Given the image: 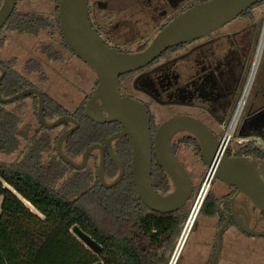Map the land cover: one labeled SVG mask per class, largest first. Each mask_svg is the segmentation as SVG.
<instances>
[{
    "label": "flooded vegetation",
    "instance_id": "flooded-vegetation-1",
    "mask_svg": "<svg viewBox=\"0 0 264 264\" xmlns=\"http://www.w3.org/2000/svg\"><path fill=\"white\" fill-rule=\"evenodd\" d=\"M206 1L208 0H88V14L92 27L107 46L119 52L132 53L144 50L174 17L194 4ZM57 3L58 0L55 4V21ZM263 4L264 2H261L251 6L236 19L210 34L172 47L147 66L120 77L121 97L138 102L148 112L152 139L164 122L176 116H188L204 123L214 135L215 141L221 145L223 133L241 94L245 73L252 63L259 42L258 36L263 25L259 9ZM96 85L95 81V87ZM30 87L43 92L45 118L47 122H53L58 117L49 119V114L54 108L46 103L47 98L60 106L61 104L50 96L48 89H42L27 78H23L21 91ZM7 89L9 91L11 86ZM94 89L85 95L84 101L73 111L65 110L64 115L72 116L78 122V126L69 123L52 130L47 129L58 130L60 136L65 131L77 127L66 139L72 138L66 150L68 155H65L78 165L82 164L83 154L89 146L93 144L105 146L111 135L122 131L121 125L116 122L99 124L90 119L94 122L92 125L85 118L86 104ZM1 91L3 95V88ZM28 98H34L38 102L36 96L26 97L23 100ZM263 115L264 101L245 113L237 134L242 135L244 126L250 121L251 130L259 132L260 135H248L247 141L237 146H229L228 155L249 158L264 181V124H260ZM39 126H42L40 122ZM90 135L98 139L107 135L108 137L106 141L101 140L87 145L81 152L79 149L81 146L84 147L83 141L85 143ZM172 149L194 185L193 194L183 208L187 210L192 201L194 203L195 192L199 190L196 188L197 178L201 175L200 165L208 169L209 167L202 156L200 141L187 131H179L174 135ZM185 149L200 161H189L187 156L182 155ZM113 150L124 168L123 178L126 175L133 178L131 140L125 137L114 141ZM218 152L223 153V149L220 150L219 147ZM105 159V179L107 181L111 177L109 173L116 172L114 180L119 174V168L112 161L107 150H105ZM99 161L100 151L95 150L89 155L83 169L73 167L71 169L80 173L84 179L92 176L95 185L101 186L98 180ZM165 175L168 177L167 174ZM168 179L172 185L168 192H171L174 186L169 177ZM216 181L220 188L217 191L209 190L200 210L204 218L214 221L216 229L213 243L208 242L212 245L210 263L217 251L219 231L224 225H226L222 233L224 241L230 234L235 237L262 238L251 237L242 228L253 232L264 231V214L256 209L250 199L236 187L218 179ZM209 212L214 213L209 215Z\"/></svg>",
    "mask_w": 264,
    "mask_h": 264
},
{
    "label": "water",
    "instance_id": "water-1",
    "mask_svg": "<svg viewBox=\"0 0 264 264\" xmlns=\"http://www.w3.org/2000/svg\"><path fill=\"white\" fill-rule=\"evenodd\" d=\"M261 2L264 0H208L194 4L174 17L144 50L126 53L110 48L96 33L89 19L88 0H58L57 18L65 44L97 77V85L86 104L87 116L99 124L116 122L122 127V131L108 138L105 146L101 144L89 146L83 154V162L80 165L63 153V143L77 127L67 130L57 140L56 150L59 158L70 167L83 169L89 155L99 150L98 180L105 189H112L124 176V168L113 150V142L128 137L131 140L132 174L138 197L153 212L175 213L186 206L194 191L190 175L172 149L174 135L179 131H187L200 141L202 156L213 179L242 191L256 209L264 214V181L249 158L229 156L228 146L223 153H219L220 143L215 141L211 131L200 120L188 116H176L164 122L152 139L150 117L146 109L138 102L120 95L122 75L147 66L172 47L210 34ZM17 4L18 0L2 1L0 32L15 12ZM5 76L6 69L0 64L1 103L10 104L26 97L36 96L38 119L46 129L52 130L69 123L78 126V122L69 115L60 116L51 123L47 122L44 94L37 88H26L11 97H3L1 89ZM105 150L119 168L118 176L110 183L105 179ZM154 156L173 183L174 188L171 192L163 194L154 188L152 180ZM225 227L226 225L219 231L217 251L210 264L217 263ZM242 229L251 237H264V231L253 232L247 228ZM73 234L91 251L100 253V245L79 226L73 228Z\"/></svg>",
    "mask_w": 264,
    "mask_h": 264
},
{
    "label": "trees",
    "instance_id": "trees-1",
    "mask_svg": "<svg viewBox=\"0 0 264 264\" xmlns=\"http://www.w3.org/2000/svg\"><path fill=\"white\" fill-rule=\"evenodd\" d=\"M54 22L60 29L58 18ZM50 24L48 17L15 10L5 28L38 34ZM22 84L23 78L6 69L3 95L13 96L21 91ZM46 103L54 108L49 114L50 120L65 114V110L50 98ZM4 105L0 102V156L14 153L19 148L18 120L13 112L5 110ZM85 118L94 125L88 116ZM40 127L43 132H50L44 126ZM71 140L68 139V144ZM101 140L90 135L79 150L83 152L87 145ZM41 141L44 143L37 141L30 150L32 163L9 166L0 161V264L170 263L187 219V210L170 214L149 210L138 197L132 176L126 175L112 189L96 185L100 192L91 193L97 198L100 212L93 215L79 201L70 200L67 194L53 192L45 183L39 166L41 153L49 147V140ZM153 163L156 165L152 175L154 188L165 194L171 189V182L156 158ZM115 174L109 173L110 178ZM88 179L93 182L92 176ZM213 213L209 212V215ZM75 226L100 245V253L91 251L73 234Z\"/></svg>",
    "mask_w": 264,
    "mask_h": 264
},
{
    "label": "rangeland",
    "instance_id": "rangeland-1",
    "mask_svg": "<svg viewBox=\"0 0 264 264\" xmlns=\"http://www.w3.org/2000/svg\"><path fill=\"white\" fill-rule=\"evenodd\" d=\"M2 1L0 0V5ZM55 4L56 0H18L16 8L18 13L35 12L50 18L51 24L38 34L22 33L8 27L4 28L0 32V63L8 71L15 72L17 76L27 78L42 89H48L50 96L61 104L62 109L73 111L81 105L85 95L94 89L97 77L86 64L66 48L60 29L57 23L54 22V18L56 17ZM259 11V14L262 15V21H264V4ZM258 37L260 38V35ZM251 68L252 65L249 66L245 73L241 93L250 76ZM250 86L244 111L236 126L234 138L230 146H237L239 144L238 140L240 137L237 133L245 113L256 108L264 101V52L259 66L254 71V79ZM240 98L241 94L238 97L235 108ZM4 108L6 111L15 114L18 120L17 129L20 135L18 136V150L11 154L1 155L0 161L9 166L26 165L25 162L32 163L29 159L30 150H32L37 141L44 143L41 140L48 139L49 147L41 153V165L39 166L41 168L40 172L44 175L45 183L53 192L67 194L70 200L79 201L93 215H99L100 209L97 198H93L91 192L100 191L94 182H89V179L84 180L80 173L60 163L61 161L56 150L59 131L53 130L46 133L41 130L37 119L38 102L34 98L22 99L21 101L6 104ZM260 124H264V115L260 120ZM248 135H260L259 132L251 130L250 121L244 126V133L241 136L248 137ZM107 137L108 135L99 139L104 140ZM68 145V140H66L62 146L63 153L66 155H68L66 153ZM182 155L187 156L189 161H200L198 157L189 154V151L186 152V149ZM153 171L156 172L155 164H153ZM208 172V168L200 165L199 173L201 175L197 178V190L202 186ZM112 181L113 178H108L107 180V182ZM219 188V183L214 179L209 190L217 191ZM197 192H195V198ZM213 193L220 194L222 192ZM27 205L36 212L30 204ZM193 205L194 203L192 201L187 209V219L183 225L182 233L191 214ZM195 220L176 264H209L210 262L208 261L210 257L208 252L211 248L208 247V242L213 243V239L216 237L214 221L204 218L200 212ZM233 237L235 241L233 245L230 244V238H227L229 245L228 251L226 252V256L233 260H225L224 250L226 243L223 238L221 251L216 264H222L220 263L222 260L226 261V264H264V237L259 239H252L247 236H241L239 238ZM175 251L171 256V260ZM239 251L241 253L238 255ZM203 260L204 263H202Z\"/></svg>",
    "mask_w": 264,
    "mask_h": 264
},
{
    "label": "built area",
    "instance_id": "built-area-1",
    "mask_svg": "<svg viewBox=\"0 0 264 264\" xmlns=\"http://www.w3.org/2000/svg\"><path fill=\"white\" fill-rule=\"evenodd\" d=\"M264 51V21H263V25H262V31H261V34H260V38H259V42H258V45L256 47V50H255V53H254V56H253V60H252V68H251V72H250V75L252 73V69L254 67L255 70L257 69V67L259 66V63H260V60H261V56H262V53ZM250 77V76H249ZM249 79V78H248ZM248 82V80H247ZM247 84V83H246ZM246 89H247V86L245 85V88L243 89V92L241 93V98L236 106V108L234 109V112L231 116V118L229 119V122H228V126H227V129L222 137V140H221V145H220V150L221 149H225L227 146L229 147L230 146V143L232 142L233 138H234V133H235V130H236V126L240 120V117L244 111V106H245V101L247 100L248 98V93H246ZM248 138L246 137H240V139L238 140V143H243L245 141H247ZM212 182H213V176L209 170L202 186L199 188L198 192H197V195H196V198H195V201H194V205H193V208H192V211H191V214L189 216V219L185 225V228H184V231L187 227V225L189 224L190 220H191V217L192 215L194 214L195 212V215L196 217L198 216L202 206H203V203L209 193V189L212 185ZM183 231V233H184ZM180 243V241H179ZM178 243V245H179ZM177 249H178V246H177ZM181 252V251H180Z\"/></svg>",
    "mask_w": 264,
    "mask_h": 264
},
{
    "label": "bare ground",
    "instance_id": "bare-ground-1",
    "mask_svg": "<svg viewBox=\"0 0 264 264\" xmlns=\"http://www.w3.org/2000/svg\"><path fill=\"white\" fill-rule=\"evenodd\" d=\"M255 68H256V67H254V68L252 69V73H251V75H250V77H249V79H248V82H247V84H246V86H247L246 93L249 92L250 87H251L250 85H251L252 82H253ZM194 219H196L195 212H194V214L192 215L191 220H190L189 224L187 225V227H186L184 233H182V235H181V237H180V243H179V245H178V249H177V251H176L175 257L173 258L172 264H176V260H178V257H179V254H180V251L182 250L183 246L185 245V242L187 241V238H188V236H189V234H190V232H191V230H192V228H193Z\"/></svg>",
    "mask_w": 264,
    "mask_h": 264
},
{
    "label": "crops",
    "instance_id": "crops-1",
    "mask_svg": "<svg viewBox=\"0 0 264 264\" xmlns=\"http://www.w3.org/2000/svg\"><path fill=\"white\" fill-rule=\"evenodd\" d=\"M234 235H232V234H230V235H228L227 237H226V239H225V243H226V248H225V250H224V255H225V260H233V259H230L228 256H226V252L228 251V245H229V240H227V238H230V244L231 245H233L234 244V237H233ZM233 237V238H232ZM239 237H241V236H238V237H236V238H239ZM208 247H210L211 249H212V245L211 244H208ZM211 249L209 250V256H210V253H211ZM241 252L239 251L238 252V255L240 254ZM237 256V255H236ZM210 258V257H209ZM236 258V257H235ZM234 258V259H235ZM208 261H210L209 259H208ZM202 263H204V260H203V262ZM210 263V262H209ZM220 263H222V264H226V261H224V260H222ZM205 264V263H204Z\"/></svg>",
    "mask_w": 264,
    "mask_h": 264
}]
</instances>
